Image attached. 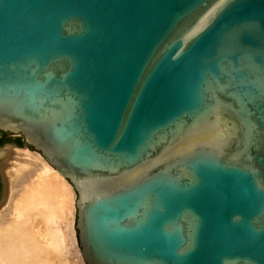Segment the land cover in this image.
<instances>
[{"label":"water","instance_id":"1","mask_svg":"<svg viewBox=\"0 0 264 264\" xmlns=\"http://www.w3.org/2000/svg\"><path fill=\"white\" fill-rule=\"evenodd\" d=\"M0 132L86 264H264V0H0Z\"/></svg>","mask_w":264,"mask_h":264},{"label":"bare ground","instance_id":"2","mask_svg":"<svg viewBox=\"0 0 264 264\" xmlns=\"http://www.w3.org/2000/svg\"><path fill=\"white\" fill-rule=\"evenodd\" d=\"M0 149V264H86L74 232L75 192L35 151Z\"/></svg>","mask_w":264,"mask_h":264},{"label":"flooded vegetation","instance_id":"3","mask_svg":"<svg viewBox=\"0 0 264 264\" xmlns=\"http://www.w3.org/2000/svg\"><path fill=\"white\" fill-rule=\"evenodd\" d=\"M9 138H12V136L0 132V146L5 145L4 143L9 141ZM20 141H22V139H14L13 144L16 145Z\"/></svg>","mask_w":264,"mask_h":264},{"label":"rangeland","instance_id":"4","mask_svg":"<svg viewBox=\"0 0 264 264\" xmlns=\"http://www.w3.org/2000/svg\"><path fill=\"white\" fill-rule=\"evenodd\" d=\"M9 145V144H8ZM11 145V144H10ZM5 145H3V146H1L0 147V149H2V150H4L6 147H4ZM74 215H75V213H74ZM76 242H77V240H76ZM78 247V246H77ZM78 249H79V247H78Z\"/></svg>","mask_w":264,"mask_h":264},{"label":"trees","instance_id":"5","mask_svg":"<svg viewBox=\"0 0 264 264\" xmlns=\"http://www.w3.org/2000/svg\"><path fill=\"white\" fill-rule=\"evenodd\" d=\"M16 145H17L18 147H24V145H23L22 143H20V142H18Z\"/></svg>","mask_w":264,"mask_h":264}]
</instances>
